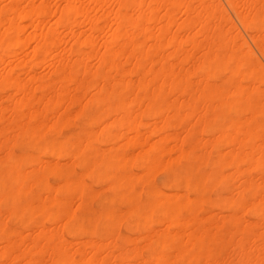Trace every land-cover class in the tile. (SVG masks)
Masks as SVG:
<instances>
[{
    "label": "bare ground",
    "instance_id": "obj_1",
    "mask_svg": "<svg viewBox=\"0 0 264 264\" xmlns=\"http://www.w3.org/2000/svg\"><path fill=\"white\" fill-rule=\"evenodd\" d=\"M0 264H264V0H0Z\"/></svg>",
    "mask_w": 264,
    "mask_h": 264
},
{
    "label": "rangeland",
    "instance_id": "obj_2",
    "mask_svg": "<svg viewBox=\"0 0 264 264\" xmlns=\"http://www.w3.org/2000/svg\"><path fill=\"white\" fill-rule=\"evenodd\" d=\"M224 4V3H223ZM225 5V4H224ZM226 6V5H225ZM155 176V175H154ZM152 176V179H154V181L152 180V184L155 187H160L161 184L164 181V176L162 174H157L155 177Z\"/></svg>",
    "mask_w": 264,
    "mask_h": 264
}]
</instances>
